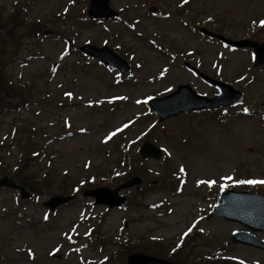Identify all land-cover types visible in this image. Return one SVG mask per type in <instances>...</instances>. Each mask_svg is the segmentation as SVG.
Masks as SVG:
<instances>
[{
  "label": "rangeland",
  "instance_id": "rangeland-1",
  "mask_svg": "<svg viewBox=\"0 0 264 264\" xmlns=\"http://www.w3.org/2000/svg\"><path fill=\"white\" fill-rule=\"evenodd\" d=\"M72 1L0 0V16L13 21V29L12 23L8 27L16 37L5 79L8 86L26 87L21 94L6 86L3 97L9 102L22 101L27 95L36 99L17 110L0 112V177L19 181L24 175L43 183L42 192L28 199H21L14 189L0 187V264H121L118 252L125 247H117L119 237L132 249L168 257V247L180 244L186 232L193 237L187 236L182 251L171 256L183 264H212L211 259L198 258L217 250L225 264H236L227 257L242 264H264V251L231 242L232 231L243 229L241 224L210 216L216 192L227 186L264 194V186L247 183L264 181V119L235 116L232 113L251 110L233 105L158 121L147 106L149 98L167 94L181 83H189L208 97L216 93L182 60L210 75L214 68L227 77L244 73L245 67L254 69L248 50L228 52L220 42L192 32L190 26H213L216 31L227 26L223 29L237 36L243 33L242 26L245 29L249 21L264 15V0H188L186 11L180 8L186 0H111L117 11L130 8L122 19L102 23L80 21L86 0ZM150 5L157 6L156 12L170 14L153 15ZM125 18L140 32L130 29ZM42 29L52 32L44 35ZM83 43L106 44L122 57L134 53L131 61L124 57L134 75L122 80L96 59L80 57L78 46ZM154 43L168 53L170 48L178 50L181 56L171 51L177 61L170 60ZM187 50H194L193 56L207 70L197 60L187 59L191 57ZM260 68L248 87L241 89L238 81H221L244 95L247 90L249 102L256 104L264 97V67ZM83 99H91L85 104L92 106ZM119 139L139 142L123 153ZM145 140L162 152L159 159H143L142 164L144 181L155 179L156 186L129 191L140 196L143 206L107 210L93 205L81 191H72L71 185L79 179L104 173L110 177L114 167L126 170L123 179L131 176L127 167L136 164L134 156L140 159L139 146ZM39 148L41 154L29 159ZM54 194H75L76 198L49 212L41 203ZM149 203L155 206L150 208ZM95 223L93 240L86 233ZM255 234L264 237V231ZM151 236L164 242L153 241ZM106 254L109 259L101 261Z\"/></svg>",
  "mask_w": 264,
  "mask_h": 264
},
{
  "label": "water",
  "instance_id": "water-1",
  "mask_svg": "<svg viewBox=\"0 0 264 264\" xmlns=\"http://www.w3.org/2000/svg\"><path fill=\"white\" fill-rule=\"evenodd\" d=\"M108 1L109 0H90L88 13L95 17L110 18L117 16V12H114L109 8ZM220 38L235 45L253 46L257 53V62H264V43L257 44L256 42L247 40H242L241 42L231 41L223 37ZM80 48L83 51H86L89 54L100 58L106 64L118 69L122 73V75H130L128 63L107 46L98 48L93 45H84ZM232 98L233 99H231V101H236L242 98V96L240 93L235 92ZM149 104L151 105L155 113L160 116V120L175 115L181 111L217 106L216 103H213V100H208L205 97L196 94L188 85L179 86L175 92L169 95L150 99ZM140 152L142 158L151 156L158 159L160 156V149L148 142H145L142 145ZM140 182L141 178L138 176H134L126 180L122 184L116 186L114 189L100 186L94 189L85 190L83 194L85 196H93L95 198V203L107 204L109 208L113 206H122L125 203L126 198L124 196H119V191L132 187L136 184H139ZM0 186H7L20 190L22 198H27L29 196V193L23 186L16 184L13 179H10L6 176L0 178ZM228 191L220 195V198L223 200V202L215 207L214 212L227 218L231 217L230 219H239L238 221L241 220V222H243L246 226L251 227L252 229H264V196L249 192H235L232 190ZM71 199H73V196L52 195L49 197V199L43 202V205L49 207L50 211H53L58 205L66 203ZM232 238L235 242L241 241L243 243L252 244L264 249V244H262V242L257 237L249 232H235ZM127 264L178 263L156 258L154 256H150L141 252H136L127 256Z\"/></svg>",
  "mask_w": 264,
  "mask_h": 264
},
{
  "label": "trees",
  "instance_id": "trees-1",
  "mask_svg": "<svg viewBox=\"0 0 264 264\" xmlns=\"http://www.w3.org/2000/svg\"><path fill=\"white\" fill-rule=\"evenodd\" d=\"M10 22L13 23L12 20H5L2 17H0V88L4 90V85L5 84V77H4V71H5V67L9 62L10 59V50H12L14 47H12L13 44V40L16 38L13 34L11 29H13V25L11 29L8 27V25L10 24ZM14 86L10 87L12 90H14L15 92H21V90L18 89H22V88H13ZM8 107H11V105L9 104ZM0 108H3V106L0 103ZM134 172L135 174L137 173V171L134 168L130 167V173ZM17 178L19 175V172L16 173ZM21 180L18 178V182L21 184H24L26 187H28L35 195H39L42 192V188H43V183H40L39 181L31 178V177H26L24 175L21 176ZM123 178H119L117 179V181H120ZM105 183H111V182H107L105 179H92V180H83L79 183L81 188L84 187H91V186H95V185H99V184H105ZM72 187L74 186V184L71 185ZM130 202V201H129ZM134 250H143V249H132V247H130L129 245H125V249L124 252L122 253L120 262L122 264H125V255H127L130 252H133ZM145 251V250H143Z\"/></svg>",
  "mask_w": 264,
  "mask_h": 264
},
{
  "label": "snow or ice",
  "instance_id": "snow-or-ice-1",
  "mask_svg": "<svg viewBox=\"0 0 264 264\" xmlns=\"http://www.w3.org/2000/svg\"><path fill=\"white\" fill-rule=\"evenodd\" d=\"M262 23H264V22H262ZM113 135H115V133H113ZM182 171H183V169H182ZM247 183H250V184H253V183H261V184H264V181H247ZM185 235H187V234H185Z\"/></svg>",
  "mask_w": 264,
  "mask_h": 264
}]
</instances>
